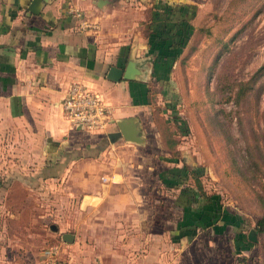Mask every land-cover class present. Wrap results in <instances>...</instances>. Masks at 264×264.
<instances>
[{"label": "crops", "instance_id": "obj_1", "mask_svg": "<svg viewBox=\"0 0 264 264\" xmlns=\"http://www.w3.org/2000/svg\"><path fill=\"white\" fill-rule=\"evenodd\" d=\"M154 1L41 0L33 14L31 0H0V221L24 223L23 209L40 213L42 190L52 206L61 184L80 229L70 246L81 241L84 264H235L250 249V228L241 231L239 215L195 186L193 199L185 198L176 156L161 157L167 164L154 176L147 146L167 140L153 119L155 54L147 52L146 30ZM129 57L144 60L141 79H106L110 66L123 67ZM74 82L106 105L104 132L65 118L61 100ZM120 119L135 121L142 145L108 140ZM159 176L177 185L164 186ZM29 196L33 206L24 203ZM38 213L33 222L41 221Z\"/></svg>", "mask_w": 264, "mask_h": 264}, {"label": "rangeland", "instance_id": "obj_2", "mask_svg": "<svg viewBox=\"0 0 264 264\" xmlns=\"http://www.w3.org/2000/svg\"><path fill=\"white\" fill-rule=\"evenodd\" d=\"M183 1L194 7L189 19L192 35L172 64L168 78L153 82L157 83L153 86V119L161 138H167L162 147L154 140L147 146L153 152L149 156L153 155L154 176L167 164L161 157L176 156L181 165L199 172L206 195H214L239 215L245 234L255 226L264 204V167L260 171L245 170L241 165L246 160L245 137L264 154V76L256 84H263L255 89L256 96L248 91L238 103L233 97L237 85L264 64V0L168 3ZM193 186L192 177H187L185 187ZM14 194L15 198L27 196ZM49 195L42 190L40 213L23 209L24 223L20 218L9 224L0 221V251L6 252L0 256V264H43L52 246L59 247L58 264H84L81 241L70 246L61 239L63 233L75 235L80 231L71 221L75 203L67 201L71 196L61 184L52 195L56 198L52 206L46 202ZM153 196L156 201L158 197ZM34 198L29 196L24 203L33 206ZM37 213L41 221L36 218L33 222ZM51 225L57 230L53 231ZM255 235L257 240L249 241L250 249L241 256V264H264V229Z\"/></svg>", "mask_w": 264, "mask_h": 264}, {"label": "trees", "instance_id": "obj_3", "mask_svg": "<svg viewBox=\"0 0 264 264\" xmlns=\"http://www.w3.org/2000/svg\"><path fill=\"white\" fill-rule=\"evenodd\" d=\"M150 14V22L147 27V44L148 53L155 54V61L152 67V75L155 79L161 80L162 78H168L169 71L172 64L180 54L182 48L186 45L187 41L192 35V27L189 24V19L192 17L193 6L187 3L172 4L166 1L156 0L152 5ZM264 76V64L256 68L251 76L243 83L237 85V89L234 93L233 101L238 103L242 97H245L250 91L251 95L256 96L258 93L255 89L261 87L263 84L260 83L256 86L258 80ZM264 81V80H263ZM174 122H178L176 118ZM241 122V120H239ZM177 124V123H176ZM240 124V123H239ZM241 125V124H240ZM182 128V127H181ZM179 128L180 131L183 130ZM243 133V128L241 126ZM245 162L243 165L245 170H257L260 171L261 167H264V154L259 151L256 144L248 142L245 137ZM247 168V169H246ZM194 170V169H193ZM189 170L184 165H181L178 170L177 177L186 180L187 177H192L195 183V189L203 198L208 202L210 200L215 201L213 196H208L203 191L200 181L198 180L199 172ZM197 172V173H196ZM240 175L243 176V172L239 170ZM198 174V175H197ZM161 183L167 187H173L177 185L175 178L163 179L159 176ZM188 192L184 196L187 199H193L190 195V188L186 189ZM185 190V191H186ZM216 211V210H215ZM214 218L215 214L212 212ZM241 219V218H240ZM236 224V223H235ZM264 229V204L262 205V211L260 217L256 220L253 230L255 233L260 232ZM241 231L234 233L238 234ZM244 255H236L237 263L241 264Z\"/></svg>", "mask_w": 264, "mask_h": 264}, {"label": "built area", "instance_id": "obj_4", "mask_svg": "<svg viewBox=\"0 0 264 264\" xmlns=\"http://www.w3.org/2000/svg\"><path fill=\"white\" fill-rule=\"evenodd\" d=\"M61 108L68 122L83 130L104 132L110 120L109 111L99 94L77 82L66 88ZM58 251V246L49 247L43 264H58Z\"/></svg>", "mask_w": 264, "mask_h": 264}, {"label": "water", "instance_id": "obj_5", "mask_svg": "<svg viewBox=\"0 0 264 264\" xmlns=\"http://www.w3.org/2000/svg\"><path fill=\"white\" fill-rule=\"evenodd\" d=\"M41 0H31L30 5L27 7V10L30 13H37L39 4ZM97 6L99 3H96ZM144 60H134L132 57H129L123 67L110 66L106 72V79L117 82L120 79L124 80H134L141 79L144 76L143 69ZM117 130L107 133L106 137L110 142H113L117 138H123L126 141L133 143L135 145H142L144 139L138 133L137 125L133 119H120L116 121ZM78 129L80 127H77ZM53 231H56L57 228L54 225L50 226ZM61 239L66 243H71L73 241V235L71 233H63ZM247 239L251 242H256V235L253 229H250L247 233Z\"/></svg>", "mask_w": 264, "mask_h": 264}]
</instances>
